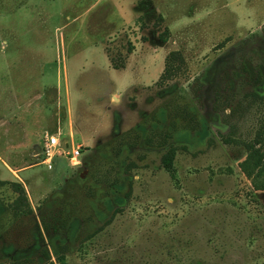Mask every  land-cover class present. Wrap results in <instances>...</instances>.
I'll return each mask as SVG.
<instances>
[{
    "label": "rangeland",
    "instance_id": "1",
    "mask_svg": "<svg viewBox=\"0 0 264 264\" xmlns=\"http://www.w3.org/2000/svg\"><path fill=\"white\" fill-rule=\"evenodd\" d=\"M254 92L264 0H0V264H264ZM45 131L80 163L44 164Z\"/></svg>",
    "mask_w": 264,
    "mask_h": 264
},
{
    "label": "trees",
    "instance_id": "2",
    "mask_svg": "<svg viewBox=\"0 0 264 264\" xmlns=\"http://www.w3.org/2000/svg\"><path fill=\"white\" fill-rule=\"evenodd\" d=\"M116 68H120L115 66ZM184 58L179 51H172L166 63L165 71L161 77V82H168L176 75L183 71ZM257 98L264 102V97L259 93L254 92ZM247 154L246 157L240 161L239 166L242 172L246 175L251 183L253 192L264 195V116L261 118L260 125L255 133L254 138L245 143ZM175 158L176 149L171 147L162 158L165 168L175 175ZM15 188L19 192V197L16 199L14 207L17 210H23L25 204H29V197L26 193L25 187L19 183H15ZM60 264H70L64 252L58 256ZM13 264H25L22 261H16Z\"/></svg>",
    "mask_w": 264,
    "mask_h": 264
},
{
    "label": "built area",
    "instance_id": "3",
    "mask_svg": "<svg viewBox=\"0 0 264 264\" xmlns=\"http://www.w3.org/2000/svg\"><path fill=\"white\" fill-rule=\"evenodd\" d=\"M63 147H65L64 150L62 149ZM82 148L83 145H69V143L63 145L60 132L45 131L43 143L38 154L43 158L42 162L51 169L53 168L54 158L58 154H66L71 165L80 163L79 157L82 154Z\"/></svg>",
    "mask_w": 264,
    "mask_h": 264
},
{
    "label": "crops",
    "instance_id": "4",
    "mask_svg": "<svg viewBox=\"0 0 264 264\" xmlns=\"http://www.w3.org/2000/svg\"><path fill=\"white\" fill-rule=\"evenodd\" d=\"M71 139L67 141L66 143H69V145H84V142L78 141L77 138H75V135L71 133ZM41 148V147H40ZM40 148L37 150V153H39Z\"/></svg>",
    "mask_w": 264,
    "mask_h": 264
}]
</instances>
